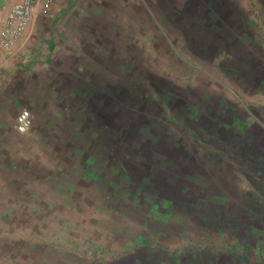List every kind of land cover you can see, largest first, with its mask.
I'll use <instances>...</instances> for the list:
<instances>
[{"label":"rangeland","instance_id":"374dc122","mask_svg":"<svg viewBox=\"0 0 264 264\" xmlns=\"http://www.w3.org/2000/svg\"><path fill=\"white\" fill-rule=\"evenodd\" d=\"M158 21L154 55L120 72L95 125L114 176L137 182L129 208L160 226L102 264L261 263L264 103L252 98L264 96V0H169ZM171 224L178 238L164 241Z\"/></svg>","mask_w":264,"mask_h":264},{"label":"crops","instance_id":"0c3cea01","mask_svg":"<svg viewBox=\"0 0 264 264\" xmlns=\"http://www.w3.org/2000/svg\"><path fill=\"white\" fill-rule=\"evenodd\" d=\"M168 2L54 0L15 53L0 52V258L7 263L102 264L105 253L132 249L160 226L151 220L143 228L129 208L139 187L112 173L108 145L96 138L107 127L96 129L95 120L108 117L105 105L118 98L120 72H141L143 57L154 55ZM21 107L31 114L23 133L14 128ZM126 184L132 192L122 191ZM171 225L164 241L178 238Z\"/></svg>","mask_w":264,"mask_h":264},{"label":"built area","instance_id":"2783aa9c","mask_svg":"<svg viewBox=\"0 0 264 264\" xmlns=\"http://www.w3.org/2000/svg\"><path fill=\"white\" fill-rule=\"evenodd\" d=\"M54 0H0V52L4 55L15 53L27 40L36 14L48 15ZM27 112L24 122L19 117ZM31 123V114L26 107H21L14 117V128Z\"/></svg>","mask_w":264,"mask_h":264},{"label":"clouds","instance_id":"9594fccd","mask_svg":"<svg viewBox=\"0 0 264 264\" xmlns=\"http://www.w3.org/2000/svg\"><path fill=\"white\" fill-rule=\"evenodd\" d=\"M28 113L27 112H24L20 117H19V120L21 121V122H24L25 120H26V118L28 117ZM27 130V125L25 124L24 126H22V127H20L19 128V131L21 132V133H23V132H25Z\"/></svg>","mask_w":264,"mask_h":264}]
</instances>
